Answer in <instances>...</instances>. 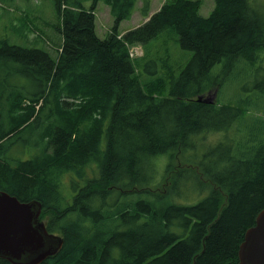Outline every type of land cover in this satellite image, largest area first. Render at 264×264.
<instances>
[{"label": "trees", "instance_id": "obj_1", "mask_svg": "<svg viewBox=\"0 0 264 264\" xmlns=\"http://www.w3.org/2000/svg\"><path fill=\"white\" fill-rule=\"evenodd\" d=\"M52 1L55 58L0 39V190L39 201L62 238L38 264H235L264 207V77L244 63L264 51V14L252 0H213L207 16L201 0H164L149 15L143 0L148 18L121 32L136 0ZM99 2L112 17L103 38ZM164 31L192 56L144 80L129 47ZM234 70V98L199 99Z\"/></svg>", "mask_w": 264, "mask_h": 264}, {"label": "rangeland", "instance_id": "obj_2", "mask_svg": "<svg viewBox=\"0 0 264 264\" xmlns=\"http://www.w3.org/2000/svg\"><path fill=\"white\" fill-rule=\"evenodd\" d=\"M143 0H136L137 9L142 6ZM163 2V0H149V7L155 11L157 7ZM253 6H255L262 14H264V0H252ZM213 8V0H201V6L199 13L202 16H207ZM96 32L99 37L103 38L112 24V17L109 13V7L103 2H99L96 7ZM141 13L135 11L130 18L124 19L120 22L119 31H126L135 27L141 21ZM58 24V17L56 16L55 9L52 0H0V39H7L11 44H18L26 47H44V43L40 41L37 45H32L34 40H40L41 36L47 37L49 44L47 45V51L55 58L57 56L56 48L60 45L59 34L56 31ZM174 34L168 35L167 32H161L157 37L149 41L144 47H142V57L138 56L134 58V61L140 72L139 76L144 80L154 79L157 75L164 73L162 62L165 61L171 64L174 68L180 67L179 70L186 65L192 56V52L182 49L174 42ZM259 59H256L254 63L244 62L246 77L252 79L253 76H263L264 73V51H262ZM147 62V66L144 67V63ZM152 61L155 63L153 64ZM221 63H217L213 66V72H220ZM178 70V71H179ZM261 72V73H260ZM20 79V78H19ZM242 84V83H239ZM21 86L28 91V83H22ZM218 93V94H217ZM201 96V99H206L209 103H214L218 99L219 103L227 102L228 99L235 97V70L231 79L227 80L224 86L217 90L211 89L206 95ZM53 112L52 103L45 105L42 111V118L50 116ZM56 116L55 114L52 116ZM209 143L216 141L214 136H209ZM18 145H27L26 141L17 142ZM13 155L15 152L10 151ZM30 153L26 151L24 155H21L23 159H27ZM187 162V161H186ZM63 179L68 180L69 177L65 176ZM64 190L68 194H72V190L67 185V190Z\"/></svg>", "mask_w": 264, "mask_h": 264}, {"label": "water", "instance_id": "obj_3", "mask_svg": "<svg viewBox=\"0 0 264 264\" xmlns=\"http://www.w3.org/2000/svg\"><path fill=\"white\" fill-rule=\"evenodd\" d=\"M40 211L39 201H20L0 190L1 258L11 264H38L61 247L62 238L47 231L39 219ZM235 264H264V207L255 216L253 225L245 230Z\"/></svg>", "mask_w": 264, "mask_h": 264}, {"label": "bare ground", "instance_id": "obj_4", "mask_svg": "<svg viewBox=\"0 0 264 264\" xmlns=\"http://www.w3.org/2000/svg\"><path fill=\"white\" fill-rule=\"evenodd\" d=\"M61 2V1H60ZM66 101V100H65ZM74 104V103H73ZM62 105V104H61ZM37 126V125H36Z\"/></svg>", "mask_w": 264, "mask_h": 264}, {"label": "crops", "instance_id": "obj_5", "mask_svg": "<svg viewBox=\"0 0 264 264\" xmlns=\"http://www.w3.org/2000/svg\"><path fill=\"white\" fill-rule=\"evenodd\" d=\"M133 14H134V12H133Z\"/></svg>", "mask_w": 264, "mask_h": 264}]
</instances>
